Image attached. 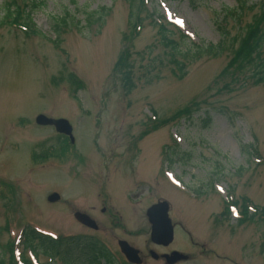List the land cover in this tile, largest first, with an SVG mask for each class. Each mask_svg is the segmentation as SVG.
Returning <instances> with one entry per match:
<instances>
[{
    "label": "rangeland",
    "instance_id": "374dc122",
    "mask_svg": "<svg viewBox=\"0 0 264 264\" xmlns=\"http://www.w3.org/2000/svg\"><path fill=\"white\" fill-rule=\"evenodd\" d=\"M40 1L27 23L26 2L0 0V261L13 264L12 243L31 225L94 237L122 259L126 240L142 264H167L173 251L188 258L177 264H264L261 215L242 225L235 211L223 215L228 194L240 213L243 199L264 209V84L250 70L222 74L264 0H154L157 16L140 12L137 38L127 0ZM9 3L33 33L5 18ZM243 4L241 23L224 12ZM158 17L174 25L179 50L163 42ZM223 33L224 52L192 58ZM123 54L131 89L117 64ZM39 115L68 120L75 144L61 145L65 135L36 124ZM54 192L61 201L49 203ZM162 200L175 226L166 248L151 242L146 216ZM77 211L100 230L77 223ZM72 258L87 259L78 250Z\"/></svg>",
    "mask_w": 264,
    "mask_h": 264
},
{
    "label": "trees",
    "instance_id": "16d2710c",
    "mask_svg": "<svg viewBox=\"0 0 264 264\" xmlns=\"http://www.w3.org/2000/svg\"><path fill=\"white\" fill-rule=\"evenodd\" d=\"M7 1V0H3ZM26 5L22 8L26 16V21L33 22V14L38 8L44 6V2L40 0H23ZM130 7L134 9L131 36L136 38L140 35L139 29L143 28L144 19L139 16L140 12L145 11L150 18H155L156 13L148 7L154 0H127ZM245 4L237 6L235 9H225V14L228 17L238 19L241 23L242 16L245 9ZM31 6V7H29ZM5 18L11 19V24L22 26L27 32L33 33L32 29L26 25V22L18 21L21 19L22 14L20 9L14 5V3H9L5 7ZM156 11V10H155ZM148 17V18H149ZM93 18V16H92ZM155 25L160 28V33L162 34V40L166 45H169L174 50H179V46L174 39H170V34H175L176 31L170 30L169 27L161 22L153 21ZM59 21L56 24L57 37L59 36ZM243 34L235 39L236 47L232 52V58L222 74H227L228 70L237 72L238 74H244L245 71H252L254 77V84H264V2L260 7L259 14L255 15L251 23L246 24L241 28ZM36 32V31H35ZM184 36V35H183ZM181 36L185 39L186 37ZM224 39L218 45H210L204 48L201 45H197L196 53L192 54L194 56L201 57L204 52L211 55H218L226 50L225 48V38L226 34L223 33ZM55 45H59L58 39L54 40ZM129 56L121 55L118 60V65L123 66L127 70V59ZM180 64V63H179ZM182 65V64H181ZM126 66V67H125ZM184 66V65H183ZM221 74V75H222ZM126 85L129 89L133 87L132 84V72L127 70L125 72ZM249 203L247 199H243V209L241 212L242 218L239 223L245 224L250 221L255 220L258 215H261L264 220V210L256 208V212L251 214L248 210ZM226 208L224 215H229L230 206H238V202L226 203ZM23 250L22 254V264H33V262L27 258V252L35 258L36 261L40 257L49 258L47 264H58L61 261L63 264H75V260L72 258V254L75 250H78L86 255V261L82 264H122V260L118 259L114 254H112L107 247L94 237L86 236H62L59 238H53L48 235H44L31 227L25 228L21 241L19 243ZM13 258V264H19L14 261V246L11 247ZM16 249V247H15ZM0 264H5V261H0ZM125 264V263H123Z\"/></svg>",
    "mask_w": 264,
    "mask_h": 264
},
{
    "label": "water",
    "instance_id": "95a60500",
    "mask_svg": "<svg viewBox=\"0 0 264 264\" xmlns=\"http://www.w3.org/2000/svg\"><path fill=\"white\" fill-rule=\"evenodd\" d=\"M36 123L41 126H55L57 132L69 135L71 141L74 142V137L72 134L73 128L71 124L65 119L54 120L50 119L44 115L38 116ZM60 199L58 194H53L49 197L50 202H56ZM77 220L82 224L97 230L98 227L94 221H92L86 215L77 213L75 215ZM147 217L149 223L151 224V241L155 245L159 246H169L174 241V226L171 219L169 218V205L167 202H162L152 206L147 211ZM120 247L122 252L125 254L127 259L132 264H141L142 260L139 257V251L130 247L127 242L121 241ZM155 257V255H154ZM168 264H176L179 261L187 260V256L182 255L178 252H173L170 255L165 256Z\"/></svg>",
    "mask_w": 264,
    "mask_h": 264
},
{
    "label": "flooded vegetation",
    "instance_id": "af4514ba",
    "mask_svg": "<svg viewBox=\"0 0 264 264\" xmlns=\"http://www.w3.org/2000/svg\"><path fill=\"white\" fill-rule=\"evenodd\" d=\"M107 211V208L104 207L103 210H102V213H105Z\"/></svg>",
    "mask_w": 264,
    "mask_h": 264
},
{
    "label": "snow or ice",
    "instance_id": "6c2138e0",
    "mask_svg": "<svg viewBox=\"0 0 264 264\" xmlns=\"http://www.w3.org/2000/svg\"><path fill=\"white\" fill-rule=\"evenodd\" d=\"M182 23V22H181Z\"/></svg>",
    "mask_w": 264,
    "mask_h": 264
}]
</instances>
